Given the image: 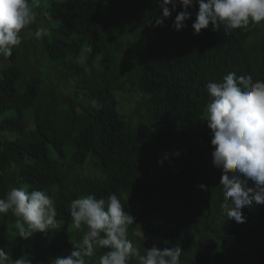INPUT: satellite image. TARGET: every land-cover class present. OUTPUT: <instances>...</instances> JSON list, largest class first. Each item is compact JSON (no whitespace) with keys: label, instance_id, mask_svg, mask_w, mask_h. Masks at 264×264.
<instances>
[{"label":"trees","instance_id":"1","mask_svg":"<svg viewBox=\"0 0 264 264\" xmlns=\"http://www.w3.org/2000/svg\"><path fill=\"white\" fill-rule=\"evenodd\" d=\"M181 10L156 26L158 0H40L22 44L0 58V198L44 191L59 222L23 240L0 215V248L13 259L67 256L82 236L71 202L115 193L141 251L180 245L181 264H264V205L242 209L244 223L222 212L205 121L208 82L229 72L264 80V23L194 35L195 6L185 28L171 27ZM41 26L45 37L29 35Z\"/></svg>","mask_w":264,"mask_h":264},{"label":"clouds","instance_id":"2","mask_svg":"<svg viewBox=\"0 0 264 264\" xmlns=\"http://www.w3.org/2000/svg\"><path fill=\"white\" fill-rule=\"evenodd\" d=\"M39 3L40 0H0V58L11 57L13 49L22 44L23 30L36 23ZM177 4L183 9L171 25L177 32L187 26L185 22L191 17L187 9L194 6L198 9L191 25L194 35L209 25L214 31L223 26L229 33L264 23V0H158L160 15L155 18L156 26H163ZM47 34L48 29L43 26L29 33L36 38ZM206 88L211 100L205 121L211 133L212 166L221 170V209L227 219L244 223L242 209L253 202L264 205V80L229 72L221 81L208 82ZM92 104L98 106L95 100ZM198 187L207 190L206 185ZM70 209L72 227L82 233L81 239L72 245L67 256L52 259L50 264H90L97 249L106 250L99 256L98 264H129L132 259L136 264H181L184 251L180 245H153L143 251L134 246L128 230L135 218L125 211L115 193L106 198L82 195L71 202ZM9 213L15 218V235L23 240L36 233L48 234L59 223L52 197L27 187H12L5 198H0V215ZM0 264L31 261L22 256L13 259L10 252L0 248Z\"/></svg>","mask_w":264,"mask_h":264},{"label":"rangeland","instance_id":"3","mask_svg":"<svg viewBox=\"0 0 264 264\" xmlns=\"http://www.w3.org/2000/svg\"><path fill=\"white\" fill-rule=\"evenodd\" d=\"M2 63H3V60H2ZM116 95H117L118 99L128 101L130 103V100H128L129 99L128 97L123 96V95H119V94H116ZM147 231L149 232V234H152V232H153L152 229H148Z\"/></svg>","mask_w":264,"mask_h":264}]
</instances>
